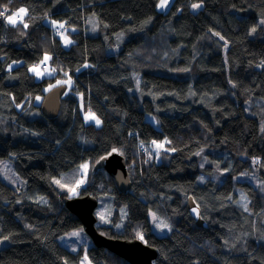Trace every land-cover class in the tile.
Listing matches in <instances>:
<instances>
[{
    "label": "trees",
    "instance_id": "1",
    "mask_svg": "<svg viewBox=\"0 0 264 264\" xmlns=\"http://www.w3.org/2000/svg\"><path fill=\"white\" fill-rule=\"evenodd\" d=\"M158 2L0 0L9 12L28 9V28L0 19V159L12 157L25 182L18 192L0 179V240L9 237L0 264L80 263L82 250L58 242L81 225L63 205L68 192L53 179L69 174L64 182L73 184L83 163L92 169L79 196L92 195L98 205L99 196L112 199L111 223L95 224L98 232L120 240L142 234L157 251L154 264H264V68L258 67L264 0H172L164 12ZM93 15L99 34L87 35ZM47 20L77 30L69 49ZM119 32L126 36L120 51L107 55L106 43ZM45 53L55 73L36 80L29 68ZM12 61L21 65L9 71ZM65 72L73 86L58 116L46 119L40 113L46 89ZM80 104L101 119L100 127L84 124ZM153 140L171 141L164 145L169 150L156 149ZM113 149L126 163L127 192L93 170ZM150 212L168 221L166 235L153 232ZM86 255L91 264H129L93 245Z\"/></svg>",
    "mask_w": 264,
    "mask_h": 264
},
{
    "label": "rangeland",
    "instance_id": "2",
    "mask_svg": "<svg viewBox=\"0 0 264 264\" xmlns=\"http://www.w3.org/2000/svg\"><path fill=\"white\" fill-rule=\"evenodd\" d=\"M171 1L172 0H170V3H171ZM158 4H159V2H158ZM167 8L160 9V8H158L156 6V10L159 11V12H164L165 10H167ZM23 20H24V18H23ZM51 22L52 21H50V20H47L46 21V23L49 26L53 27L54 29L60 28L58 26L59 24H61V23L64 24V27L62 28V29H64V33L61 34V35H56V37L60 41L61 46H62L63 49H69L70 46L73 43V40H72V36L71 35L74 32H76L77 30L75 28L71 27V26H67L63 22H57L56 21L57 22V25L56 26H53ZM100 27H101V24L98 22L96 16L93 15V16L89 17L87 19V21H86V28L87 29L85 30V32H86L87 35H98L99 34ZM113 38H114L113 39V43H111V44L106 43L105 51H106V54L107 55H115V54H117L120 51L122 42L126 39V36H125V34L123 32H119V33H116ZM66 40L67 41H71V43H69V44L66 45ZM45 54H47L48 56H50L49 53H45ZM13 62L14 61L10 62L8 64V66H6L7 69L9 67V65H12V68L15 67V66L21 65V62L20 61H17L15 63H13ZM44 64L47 65V68H46L47 71H45V69L44 70H40V68H39V71H41L42 73H44L43 76H41L40 78H38L35 73L29 71L30 74H32L36 80H41L44 77H51V76L54 75L55 72H53L52 75H48V72H52V70L54 69V67L52 65H50L49 60L46 63H44ZM67 79H68V77L65 78V79H63V80H67ZM57 81L58 80H55V81L51 82L48 85L47 89L49 88L50 85H56V87L57 86H60V85H57ZM139 83H140L139 82V79L135 78V88H134L135 89V92L139 90ZM64 86L66 87V89L68 91L73 86V80H72V78H71V86H70V88H69V85H67V84H64ZM52 88H55V87H52ZM39 101L35 100V103H39ZM246 108L249 110V106L248 105L246 106ZM79 111H80V114L82 116V119H83L84 124H91V125H93L96 128H98V127L101 126V124L99 126H96L94 121H87V122L85 121V119H84L85 113H87L88 110L84 109L81 104L79 105ZM95 116H96V118H98L101 121V119L96 114H95ZM260 128L261 129L264 128V122H261L260 123ZM198 159L200 160V157H198ZM206 164H207L206 158L204 157V155L202 153L201 166L202 167L203 166H206ZM88 165H89V167L87 169V175L85 177V183L80 188H77L76 189L75 194L72 193V192H70V191H68V189L69 188H72V187H75L76 181L78 179H80L81 175L83 174V170L80 169V166L78 168V175H77L76 181L73 184H71L70 182H67V183L64 182V179H67L68 180L69 174H65V175H62L59 178H54L53 179V181L54 180H60L61 184L65 185V187L62 188L60 185H57L54 182H53V184L55 186L56 185L59 186L62 190H65L66 192H68V196L67 197H76V196H79L80 195V192H81V189H83L86 186V183H87L88 178L90 176V172H91V169L92 168H91V165L89 163H88ZM207 176H208L207 173L201 175V178H203V179H200V182H203L205 179H207L206 178ZM0 179L3 180L7 185H9L10 187H12L13 189H15L18 192L20 190H23L25 188V182H24V180L21 179L15 173V171H14L13 158L12 157L1 158L0 159ZM238 179H239V177H238ZM238 195H239V202H238V204L240 206H243V204L246 203V200H245L244 196L241 193H238ZM242 197L244 199H242ZM38 199H39V197H38ZM111 204H112V199H111V197L109 195L99 196V205L97 206V208H96V210L94 212L95 217L97 219L96 220V225L109 224V223H111L110 222V219H111L112 214H113V210H112ZM101 212L104 213V220H101L100 217L97 215L98 213H101ZM196 212L197 211H193V209H191V214L194 217H196ZM153 214L154 213H151V212L149 213V220H150V224H151V228H152L153 232L155 234H157L158 236H164V235H166L169 232V228L171 227L169 225L168 221L167 220H164V219H162V218H160V217H158L156 215H155V217L157 219L154 220L153 219ZM160 221H163L164 223L168 224L169 225V228H165L163 230H161V228H157L156 227V224L159 223ZM77 232H79L80 235L73 236V233H77ZM0 241H2V243H0V248H3V247H5V246H7L9 244L8 240L1 239ZM58 242H59V244H61L62 246H64L66 249H68L69 251H71L73 253H77L80 250L83 251V255H82L81 259H80V263L79 264H81V261H84V257L86 255V250L88 249V247L90 245H92L91 240L85 234L84 229H83L82 226L77 227L75 229H72L68 233L60 236L58 238ZM73 249H76V250L73 251ZM84 264H91V263L87 259L86 261H84Z\"/></svg>",
    "mask_w": 264,
    "mask_h": 264
},
{
    "label": "water",
    "instance_id": "3",
    "mask_svg": "<svg viewBox=\"0 0 264 264\" xmlns=\"http://www.w3.org/2000/svg\"><path fill=\"white\" fill-rule=\"evenodd\" d=\"M64 85L57 86L49 90L43 97L40 105V113L46 119H53L58 116L60 110V99L65 93ZM93 170H103L114 181L115 187L119 192H127L131 188L128 171L124 158L117 152H111L109 155L101 158L94 166ZM64 207L73 214L83 227L85 234L89 237L92 245L97 248H103L125 260L129 264H154L157 257L155 248L143 243L139 239L120 240L107 237L96 229L95 210L98 206V200L92 195H83L76 197H64ZM187 205L189 209L196 205L192 198H188ZM197 225L202 221L198 217Z\"/></svg>",
    "mask_w": 264,
    "mask_h": 264
},
{
    "label": "snow or ice",
    "instance_id": "4",
    "mask_svg": "<svg viewBox=\"0 0 264 264\" xmlns=\"http://www.w3.org/2000/svg\"><path fill=\"white\" fill-rule=\"evenodd\" d=\"M9 2H10V0H9ZM169 4H170V0H159V4L157 5V7L160 8V9H165V8H167L169 6ZM201 6L202 5L200 3H194V4H192L191 7L193 9H199V8H201ZM27 13H28V9L23 8V7L19 8L15 12H9L7 6L5 5V6H3V11H0V18H2L9 25H12L14 27L17 26L18 23H20V24H23V27L24 28H28V24L27 23H24V20H23L24 16L27 15ZM51 23H52L53 26H56L57 25V22L54 21V20ZM259 24L260 25H264V19H261L259 21ZM58 26L60 28H63L64 27V24L61 23ZM251 31L254 33V32L257 31V28L256 27H253ZM213 35H216V36L219 37V39L224 40V37L223 36H220L219 33H213ZM69 43H71V41H67L66 40V45L69 44ZM225 45H227V41H225ZM50 59H51V57L48 56L47 54H45L44 57H43V60L40 63L41 64H44V63H46ZM13 63H15V62H13ZM88 66L89 65H85V67H88ZM39 67H40V65H33L29 69V71L35 73L38 78H40L44 74L41 71H39ZM258 67L264 68V61H261L260 65H258ZM8 70L9 71L12 70V65H9ZM45 71H47V69H45ZM181 71H187V69H182ZM53 72H55V69H53L52 72H48V75H52ZM64 75L66 77H68V79L67 80H58L57 81V85L67 84V85H69V88H70V86H71V77L68 76V73L67 72H65ZM52 87H56V85H50L49 86V89H46V91L50 90ZM233 87H235V85H233ZM63 94L64 95H67L68 93L65 92ZM36 100L39 101L40 100V97L39 96L36 97ZM17 107H20V105H17ZM84 119H85L86 122L87 121H94L96 126H99L101 124V121L98 118H96L95 114L92 113L90 110L87 113H85ZM262 131H264V129H262ZM170 143H171V141H167V140H165L163 142H159V143L157 141H155V140L152 141V144L155 145L156 149H164L165 151H168L169 149H165L164 148V145L165 144H170ZM141 147H143V144H141ZM171 150L172 151H175V149H171ZM112 151L113 152H116L117 149H113ZM197 155H199V153H197ZM156 156L159 157V152H156ZM255 163H259V161H255ZM88 167H89L88 163H84V164H81L80 165V169L83 170V174L81 175L80 179H78L76 181L75 187L69 188L68 191H70V192H72V193L75 194L76 189L77 188H80L82 185H84V183H85V177L87 175V169H88ZM201 179H203V178H201ZM53 182L55 184H57V185H60L62 188L65 187V185L61 184L60 180H54ZM41 199L43 200V198H41ZM229 199H231V197H229ZM242 199H244V198L242 197ZM44 203H47V201L45 200ZM243 207H244V210L247 212L248 211V206H247L246 203L243 204ZM193 211H196V209H193ZM97 215L100 217L101 220H104V213L103 212L98 213ZM197 215H199V213H197ZM153 219L154 220L157 219L155 217V214H153ZM156 227L157 228H161V230H163L165 228H169V225L166 224V223H164L163 221H160L159 223L156 224ZM169 230H170V228H169ZM78 235H80L79 232L73 233V236H78ZM137 235H138V238L140 240H142V241L144 240V237H143L142 234H139L138 233ZM8 239H9V237H7V236L4 237V240H8ZM0 243H2V241H0ZM75 250L76 249H73V251H75ZM87 259L88 258L85 255L84 261H86ZM84 261H81V264H84ZM65 264H67L66 261H65Z\"/></svg>",
    "mask_w": 264,
    "mask_h": 264
},
{
    "label": "built area",
    "instance_id": "5",
    "mask_svg": "<svg viewBox=\"0 0 264 264\" xmlns=\"http://www.w3.org/2000/svg\"><path fill=\"white\" fill-rule=\"evenodd\" d=\"M0 11H3V8H0ZM53 31H54L55 35H61L64 33V29H62V28H56ZM37 65H40V64H37ZM39 68L41 70H44V69H46V65H40ZM139 150H140V153H144V149H139Z\"/></svg>",
    "mask_w": 264,
    "mask_h": 264
},
{
    "label": "bare ground",
    "instance_id": "6",
    "mask_svg": "<svg viewBox=\"0 0 264 264\" xmlns=\"http://www.w3.org/2000/svg\"><path fill=\"white\" fill-rule=\"evenodd\" d=\"M40 65H46V64H40ZM41 70V69H40Z\"/></svg>",
    "mask_w": 264,
    "mask_h": 264
},
{
    "label": "clouds",
    "instance_id": "7",
    "mask_svg": "<svg viewBox=\"0 0 264 264\" xmlns=\"http://www.w3.org/2000/svg\"><path fill=\"white\" fill-rule=\"evenodd\" d=\"M53 28V27H52ZM54 29V28H53Z\"/></svg>",
    "mask_w": 264,
    "mask_h": 264
}]
</instances>
